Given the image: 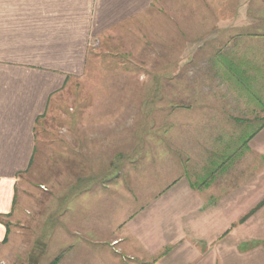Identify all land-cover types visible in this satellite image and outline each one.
Segmentation results:
<instances>
[{
  "label": "crops",
  "instance_id": "crops-1",
  "mask_svg": "<svg viewBox=\"0 0 264 264\" xmlns=\"http://www.w3.org/2000/svg\"><path fill=\"white\" fill-rule=\"evenodd\" d=\"M186 1L0 0V243L27 219L26 200L16 202L18 176L37 152L36 124L59 76L84 74L92 36L104 41L135 18L164 15L173 2L185 11ZM219 24L207 31L211 38L232 35L216 42L210 61L236 88L217 94L234 98V105L231 110L225 99L221 110L213 106L210 125L260 123L239 159L221 168L211 162L194 183L186 172L169 180L168 170L161 187L149 174L130 188L117 182L83 187L65 208L66 246L77 243L80 252L67 251L62 264H264V98L248 84L250 76L264 82V34ZM202 41L191 44L199 49Z\"/></svg>",
  "mask_w": 264,
  "mask_h": 264
},
{
  "label": "rangeland",
  "instance_id": "rangeland-1",
  "mask_svg": "<svg viewBox=\"0 0 264 264\" xmlns=\"http://www.w3.org/2000/svg\"><path fill=\"white\" fill-rule=\"evenodd\" d=\"M186 3L185 11L173 2L164 15L135 18L104 41L92 36L84 74L59 76V88L36 124L37 152L18 176L16 202L26 200L27 219L0 243V264H62L67 251L80 252L77 243L66 246L65 208L85 186L117 182L130 188L149 174L161 187L182 172L194 183L211 162L221 168L239 159L256 131L252 126L260 123L211 127L213 106L221 110L227 99L231 110L234 105V98L222 101L217 94L236 85L217 76L210 61L216 42L232 34L211 38L207 31L219 20L221 29L234 23L263 35L264 0ZM214 9L218 15L212 17ZM197 26L201 33H195ZM194 37L203 40L202 48L191 44ZM253 77L248 84L264 98V82Z\"/></svg>",
  "mask_w": 264,
  "mask_h": 264
}]
</instances>
